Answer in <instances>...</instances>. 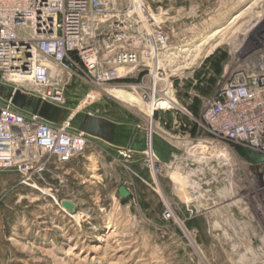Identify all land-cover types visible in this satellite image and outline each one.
I'll return each mask as SVG.
<instances>
[{
  "label": "rangeland",
  "instance_id": "rangeland-1",
  "mask_svg": "<svg viewBox=\"0 0 264 264\" xmlns=\"http://www.w3.org/2000/svg\"><path fill=\"white\" fill-rule=\"evenodd\" d=\"M143 2L151 22L168 35L165 51L155 52L147 67L123 80L135 85L136 94L99 88L89 100L91 86L83 82L68 99L64 120L76 109L70 123L76 126L86 109L116 119L127 116L144 130L151 111L154 120L164 115L153 109L170 108L165 116L172 133L180 134L178 141L195 142L207 134L194 122H202L194 94L211 93L262 46L264 0ZM13 87L26 95L32 88L0 82V105ZM168 89L167 99H159ZM143 146L128 158L124 141L110 147L92 141L84 154L101 151L100 161L80 156L72 170L51 157L45 171L29 180L15 168H0V264H264L263 166L236 158L227 194L202 195L190 188L192 172L201 169L197 160L191 170L157 176L142 166L132 170L136 160L141 165ZM120 184L129 196H120ZM69 199L77 204L72 202L71 211L62 205ZM165 204L175 221L162 217Z\"/></svg>",
  "mask_w": 264,
  "mask_h": 264
},
{
  "label": "built area",
  "instance_id": "built-area-1",
  "mask_svg": "<svg viewBox=\"0 0 264 264\" xmlns=\"http://www.w3.org/2000/svg\"><path fill=\"white\" fill-rule=\"evenodd\" d=\"M167 43V33L151 22L143 0H0V82L24 76L32 86L27 95L61 108L67 107L66 88L74 80L90 84L89 100L99 88H122L136 94L135 85L123 80L147 67ZM169 87L173 88V81ZM168 91L159 99L166 100ZM194 96L200 100L202 119L194 122L207 136L195 142L178 141L180 134L172 133L165 116L170 108H155L164 115L154 120L151 111L139 161L150 175L157 176L191 170L197 160L201 169L191 174L193 193L225 195L226 185H231L237 173L236 158L244 165L264 167V161L249 162L236 150L241 146L264 157V41L253 55L240 61L229 79L205 96ZM75 111L71 109L72 116L66 120L50 122L3 99L0 168H15L29 180L45 171L51 157L65 163L82 154L90 136L71 126ZM156 130L179 150L171 152L168 161H162L154 150ZM122 153L132 158L134 151L125 148ZM205 173L214 176L207 179ZM161 215L165 220L176 219L166 204Z\"/></svg>",
  "mask_w": 264,
  "mask_h": 264
},
{
  "label": "crops",
  "instance_id": "crops-1",
  "mask_svg": "<svg viewBox=\"0 0 264 264\" xmlns=\"http://www.w3.org/2000/svg\"><path fill=\"white\" fill-rule=\"evenodd\" d=\"M83 81H78V80H74L71 82L70 85H68V87L66 88V95H67V102L68 99L72 100L74 99V97L76 96V92L79 90L78 87H81ZM79 107V106H78ZM70 107L67 106L63 112H61L59 114L58 117V122H61L64 120V113L67 109H69ZM86 110V109H84ZM83 111L84 113H89L92 115H96V116H100V117H104L108 120H110L113 123V136L112 139L110 141H106L104 139L95 137V136H90V145L86 148L89 149V147L92 144V141L94 142H101L103 145H107L108 147L112 146L113 143L115 142H123L125 143L126 147L131 148L134 152H136L137 150H139L140 148H142V146L144 145V138H143V133L144 130H142V128H136L137 126L134 125L133 120L130 119L129 117H126L124 119H116L113 117H110L108 115L105 114H101V113H96V112H90V111ZM81 119H79L78 123L76 126H72L73 128H79V124H80ZM142 131V133H141ZM158 136H153V146L155 151L157 152L159 158L162 161H168L171 155V152L173 151H179L168 139L164 138L162 135L157 134ZM85 152V151H84ZM84 152L74 158H72L71 160H69L68 162L62 163L63 165H68V169H74L73 163L75 162V159H77L80 156H83L87 161L92 162L93 160L95 161H100L102 158H104V153L101 151H97L96 149H90L87 151V153L84 154ZM138 160H136V162L131 163V168L132 170H137L136 172H138L137 167L141 165L138 163ZM142 170V167H141ZM147 171V170H146ZM145 172V171H144ZM142 173V171H141ZM121 185V184H120ZM71 202L75 201L73 199H69ZM75 206H77V204L75 203Z\"/></svg>",
  "mask_w": 264,
  "mask_h": 264
},
{
  "label": "water",
  "instance_id": "water-1",
  "mask_svg": "<svg viewBox=\"0 0 264 264\" xmlns=\"http://www.w3.org/2000/svg\"><path fill=\"white\" fill-rule=\"evenodd\" d=\"M6 99L10 100V102L14 106L20 109L27 108L31 111L32 114L37 115L50 122H58L59 114L64 111V109H62L61 107L52 105L46 101H43L40 98L33 99L27 96L26 94L22 93L17 88H12L7 93ZM113 127V123L104 117L84 113L81 116V121L78 129L90 136H95L106 141H110L113 136ZM236 150L240 156H242L245 160L249 162L255 163L264 160L263 156L258 155L247 148L237 146ZM118 192L122 197H127L130 193L124 185H121L119 187ZM62 205L70 211L74 208V204L68 200H63Z\"/></svg>",
  "mask_w": 264,
  "mask_h": 264
},
{
  "label": "bare ground",
  "instance_id": "bare-ground-1",
  "mask_svg": "<svg viewBox=\"0 0 264 264\" xmlns=\"http://www.w3.org/2000/svg\"><path fill=\"white\" fill-rule=\"evenodd\" d=\"M220 30V29H219ZM213 32H218V30L216 29L215 31H213ZM210 36V35H209ZM12 80H14L15 82H17V83H19V84H24V85H27V84H29V81H28V79L26 78V77H18V76H14L13 78H12ZM14 88H16V87H14ZM62 109H65L64 107L62 108ZM235 231V230H234Z\"/></svg>",
  "mask_w": 264,
  "mask_h": 264
},
{
  "label": "trees",
  "instance_id": "trees-1",
  "mask_svg": "<svg viewBox=\"0 0 264 264\" xmlns=\"http://www.w3.org/2000/svg\"><path fill=\"white\" fill-rule=\"evenodd\" d=\"M195 101H198V99H195Z\"/></svg>",
  "mask_w": 264,
  "mask_h": 264
},
{
  "label": "flooded vegetation",
  "instance_id": "flooded-vegetation-1",
  "mask_svg": "<svg viewBox=\"0 0 264 264\" xmlns=\"http://www.w3.org/2000/svg\"><path fill=\"white\" fill-rule=\"evenodd\" d=\"M264 161V160H263ZM263 161H261V162H263Z\"/></svg>",
  "mask_w": 264,
  "mask_h": 264
}]
</instances>
